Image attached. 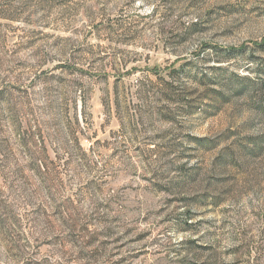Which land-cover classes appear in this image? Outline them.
<instances>
[{
  "label": "rangeland",
  "instance_id": "1",
  "mask_svg": "<svg viewBox=\"0 0 264 264\" xmlns=\"http://www.w3.org/2000/svg\"><path fill=\"white\" fill-rule=\"evenodd\" d=\"M0 264H264V0H0Z\"/></svg>",
  "mask_w": 264,
  "mask_h": 264
}]
</instances>
